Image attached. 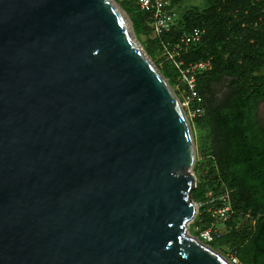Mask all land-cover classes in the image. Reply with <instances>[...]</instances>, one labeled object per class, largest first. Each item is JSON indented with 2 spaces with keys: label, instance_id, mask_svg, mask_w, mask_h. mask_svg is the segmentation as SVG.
I'll return each instance as SVG.
<instances>
[{
  "label": "water",
  "instance_id": "obj_1",
  "mask_svg": "<svg viewBox=\"0 0 264 264\" xmlns=\"http://www.w3.org/2000/svg\"><path fill=\"white\" fill-rule=\"evenodd\" d=\"M193 163L116 0H0V264H232L188 233Z\"/></svg>",
  "mask_w": 264,
  "mask_h": 264
},
{
  "label": "trees",
  "instance_id": "obj_2",
  "mask_svg": "<svg viewBox=\"0 0 264 264\" xmlns=\"http://www.w3.org/2000/svg\"><path fill=\"white\" fill-rule=\"evenodd\" d=\"M116 1L130 15L137 36L151 35L148 13L141 10L133 0ZM172 3L176 5L175 0ZM261 5L264 7V3ZM182 32L172 28L158 38L151 37L147 53L151 57L162 54L165 63L175 72L174 59L184 60L187 64L203 59V54L199 52L203 35L199 43L181 46L182 49L187 48L188 52L180 58L173 56L171 59L163 52L162 41L169 42L168 50L173 52V46ZM246 46L247 55L255 59L257 65L246 69L248 78L245 83L227 85L218 101L205 102L203 99L204 114L195 118L204 121L208 127L210 153L199 165L201 172L206 171V174L199 176L193 194L200 203L207 198L210 189L215 195L224 189L228 190L232 213L225 222V231L221 237L209 245H230L232 256L238 264H264V127L259 123L256 110L257 104L264 100V34H254L253 41L246 42ZM164 68L168 71L166 66ZM208 71L197 74V78L204 73L207 76L203 88L197 83L202 97L203 91L210 87L212 81L230 74L229 71H214L212 68ZM241 211L250 214L261 212L262 216L253 227L241 230L233 221ZM214 222L206 207L200 206L194 221L195 227L206 228L216 224ZM196 233L198 235V230Z\"/></svg>",
  "mask_w": 264,
  "mask_h": 264
},
{
  "label": "rangeland",
  "instance_id": "obj_3",
  "mask_svg": "<svg viewBox=\"0 0 264 264\" xmlns=\"http://www.w3.org/2000/svg\"><path fill=\"white\" fill-rule=\"evenodd\" d=\"M262 3H264V0H175L177 5L175 9L180 18L177 24L178 31H187L193 26L200 28L203 33V40L199 52L204 56L200 60L209 63V68L206 69L209 70L208 72L211 68L214 71L230 72L229 75H224L225 88L229 84H244L248 78L246 69L257 65V61L247 55L246 42L253 41L254 34H264V7L261 5ZM151 37L152 35H136V40L146 53L147 47L151 44L149 40ZM173 52L176 57L180 58L188 50L187 48H176L174 45ZM162 57V54H157L155 57L149 55L151 63L158 69L180 102L181 82L178 72L172 70ZM177 61L187 65L184 60L178 59ZM165 66L168 71L165 70ZM205 74H201L197 78V83L202 86L201 88L207 81ZM234 81L236 83H232ZM182 109L190 130L194 153V163L191 171L194 173L195 182L197 183L202 170L199 165L205 161V157L210 153L208 127L204 121L196 120L189 115L187 110L183 107ZM256 110L259 123L264 127V100L257 104ZM193 189H191L190 197L197 204ZM196 216L197 212L194 219L188 224V233L198 237L196 233L198 226L195 227L194 223ZM261 216V212L250 214L241 211L235 215L233 221L236 227L241 230H248L255 225ZM211 247L232 264H236L231 259L233 256L230 245Z\"/></svg>",
  "mask_w": 264,
  "mask_h": 264
},
{
  "label": "built area",
  "instance_id": "obj_4",
  "mask_svg": "<svg viewBox=\"0 0 264 264\" xmlns=\"http://www.w3.org/2000/svg\"><path fill=\"white\" fill-rule=\"evenodd\" d=\"M139 8L149 14L150 17V33L152 37L158 38L162 34L169 32L172 28H177L179 22V14L176 11V5L172 0H133ZM200 28L193 27L187 31H183L175 43L176 48L188 47L199 43L202 38ZM169 42L162 41L163 52L169 58L175 57L174 52L168 50ZM181 82V106L189 112L193 118H199L204 114L203 97L197 89V74L209 68V63L199 60L183 65L182 62L173 60ZM206 171H202L199 176H204ZM197 184V183H196ZM196 186V185H195ZM200 206H205L206 211L214 219L212 226L197 229L198 238L208 244L219 239L225 231V222L232 213V207L229 197V191L224 189L218 195L213 190L207 191V198L197 203V214ZM232 262L238 264L236 258L231 257Z\"/></svg>",
  "mask_w": 264,
  "mask_h": 264
},
{
  "label": "flooded vegetation",
  "instance_id": "obj_5",
  "mask_svg": "<svg viewBox=\"0 0 264 264\" xmlns=\"http://www.w3.org/2000/svg\"><path fill=\"white\" fill-rule=\"evenodd\" d=\"M224 82H225V79H221L219 81H212L210 87L206 88L203 91L204 101L205 102L218 101L223 96L226 90V88L224 87L225 86Z\"/></svg>",
  "mask_w": 264,
  "mask_h": 264
}]
</instances>
